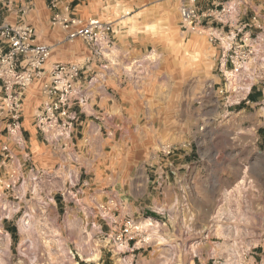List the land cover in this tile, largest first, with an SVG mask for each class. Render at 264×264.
Segmentation results:
<instances>
[{
    "label": "rangeland",
    "instance_id": "1",
    "mask_svg": "<svg viewBox=\"0 0 264 264\" xmlns=\"http://www.w3.org/2000/svg\"><path fill=\"white\" fill-rule=\"evenodd\" d=\"M34 2L37 13L39 4L43 6V0ZM46 2L50 6L49 0ZM170 3L165 2V12L161 17L176 18L181 22L182 4L177 0L172 5ZM190 4L198 7L193 2ZM90 6L94 4L91 2ZM25 7L28 5L20 7V14ZM197 9L195 27L188 33L186 45L183 41L185 38L179 35V28L178 34L165 32L167 38L173 36L175 41H163L169 56L172 55L170 60L174 61L172 77L176 98L183 99L184 93L187 97L188 89L184 90V81L186 84L190 81L191 117H124L128 131L123 137H119L118 133L114 135V132L110 134V167L104 168L98 162H95V168L92 164L80 166L77 158L67 154L66 158L70 161L67 171L57 158L48 164L49 168L41 162L37 165L39 169L32 171L29 149L16 141L21 139L18 128L10 130L9 145L7 129L1 131L5 137H0V142H7L0 145V264H110L113 260L122 264L127 250L135 242L143 245L145 252L152 251L151 245L160 242L159 236L163 233L174 241L180 251L177 264H264V129L258 128L264 125V71L253 72L259 90L257 101L245 107L250 114L244 120L248 132L241 128L234 141L229 142L230 138H227L220 120L211 119L215 116L226 117L227 109L215 100L214 89L219 88L220 83L224 86L225 90L218 91L219 102L225 101L228 94L226 84L240 91L239 79L245 69L242 67L235 71L227 56L226 65L232 70L217 76L221 64L220 58H216V43L220 41L211 40V32L204 27L208 24L206 22L214 23L210 18L214 19L217 14L205 13L215 11L217 5L214 3ZM126 11L129 10H123L121 16H128ZM7 14L6 7L2 8L0 2V21ZM85 17L95 16L87 14ZM97 17L110 20L104 13ZM260 28L250 31L253 37L250 42L252 53L245 61H251L253 50L259 48H253V44ZM147 30L155 31V28L147 27ZM227 30L228 27H224V32ZM75 40L81 41V38ZM233 49L236 47H231ZM185 50H190L189 57L184 55ZM216 65L218 68H215ZM47 80L43 78L41 85ZM213 80L218 82L215 88ZM147 90L150 93L153 91L151 88L138 90L139 113L143 111L140 100L149 95ZM2 97L0 92V101ZM201 105L208 107L201 110ZM236 108L242 110V103ZM10 120L14 122L11 117ZM43 127L46 129V125ZM214 128L219 132L214 133ZM231 144L239 151V161L245 164L244 177L239 180L225 177L216 201L190 202L181 185L164 186L170 178L173 181L178 173L177 166L188 160V156L199 160L200 154L205 160L211 156V152L226 149ZM7 147L12 150V155L4 158V153H8ZM156 151L160 153V158L171 163V166L163 168L167 171L166 178L164 175L158 178L153 172L163 162ZM182 170L181 167L179 173ZM144 172L151 174L147 192L150 191L159 202L158 206L151 205L150 198L141 195L139 181ZM132 179L134 181L129 183ZM163 189H167V196L163 194ZM81 198L86 199L89 209L104 216L97 223V228L92 227L91 230L92 224L86 226L83 221L80 230L81 220L74 217V202ZM165 201L169 206H164ZM143 204L152 208H141ZM190 213L198 216L197 222L202 224L205 233L202 237L195 235L187 243L180 227L187 219V225L193 220ZM126 218H134L139 227L146 231V236L150 238L148 243L141 241L143 236H139L130 242L129 248H122L110 240ZM99 249L102 251L100 260Z\"/></svg>",
    "mask_w": 264,
    "mask_h": 264
},
{
    "label": "crops",
    "instance_id": "2",
    "mask_svg": "<svg viewBox=\"0 0 264 264\" xmlns=\"http://www.w3.org/2000/svg\"><path fill=\"white\" fill-rule=\"evenodd\" d=\"M34 1L0 0L2 8L6 7V11H8V14L3 17L0 23L32 25L37 40L51 47L46 69L57 61L76 63L89 61L90 73L93 75L94 81L82 92L79 88L81 82L78 81L75 85L76 92L73 97L77 98L80 94L83 99L76 101L74 104L79 117L74 121L72 129H68L70 130L69 134L67 131H65V134H60L61 125L60 129L52 130H47L41 125L43 119L39 115L42 113L47 96L42 92L40 81L43 78H48L47 71L39 80L34 81L26 89L21 117L17 121L21 139L16 141L21 146L25 145L29 149L28 155L33 164L31 166L32 171L39 169L37 165L42 163L49 168L48 164L55 158L64 165L65 171H67V167L70 166V161L66 158L67 154L77 158L76 162H79L80 166L86 165L88 167L89 164H92L91 166L94 167L95 162H98L102 163L104 168L110 167L111 152L109 150L112 144L110 134L114 132V135L118 133L119 137H123L124 133L128 131V128L125 127L124 117H191L190 81L188 80L187 84L184 81V90L188 89L187 97L184 93L183 99L176 98L173 89L175 83L172 77V70L175 68L174 61L170 60L172 55L169 56L166 45L163 43V41L171 39L175 41L173 36L167 38L165 32L179 33L178 28L181 34L184 33L183 35L179 33L180 36L185 38L183 39L184 45L189 40L187 38L191 29L185 28L183 30L181 22L176 18L164 19L161 17V14L165 12V2L171 1L170 5H172L176 0H64L58 1L57 8L50 7L46 0H43V6L39 4L40 8L37 13H35L36 5ZM177 1L180 4L193 2L194 5L198 4V7L195 6L198 9L214 3L217 5L215 10L217 13L212 11L211 14H219L220 17L216 15L214 19L210 18L214 23L206 22L208 24L204 27L211 32V40L217 42L218 39L220 41V43H216V58H220L219 63L221 64L219 71L216 72L219 77L223 73L232 70L231 67L228 68L226 65V58L231 53V47H237L240 36H247L253 28L261 27V31L257 33L253 44V48H259L253 50L251 61L244 62L245 72L240 77V85H238L240 91L227 83L226 90H228V94L226 99L219 102V91L225 90V88L220 83V87L214 89L215 100L225 105L227 109L226 117L215 116L211 119L220 120L222 128L226 130L227 138H230L229 142L231 140L233 142L241 128L246 131L248 129L247 126L244 127V120L248 119L250 114L245 111V107L258 99L256 94L259 89L256 87L253 72L262 73L264 71V49L262 48L264 42V0ZM91 2L94 4L92 7L90 6ZM25 5H28V7L21 15L20 7ZM221 8H223V11L220 12L219 9ZM125 9L129 10L126 11V15H128L126 17L121 16ZM84 10H88V12L85 13ZM57 11L62 15L72 12L80 17H85L87 14L97 17L104 13L112 22L114 31L112 45L99 48L86 44L82 39L81 41L68 40L62 28L51 23V16ZM202 19L203 17L199 21ZM147 27H154L155 31H149ZM224 27H228L227 32H224ZM160 43L163 44L160 45ZM221 44H224L223 47H220ZM184 53L185 56L188 55L189 57L191 52L185 50ZM215 68H218V65ZM38 83L40 86H38ZM217 83L213 80L214 88ZM146 88H151L153 91L150 93L147 90L148 97L144 96L140 100L142 101L143 111L139 113L137 110V104L139 103L137 101L138 90ZM249 94H251L250 99ZM240 103L243 106L242 110L236 108ZM207 107L208 105H201V110ZM11 123L10 117L0 115V137H5L1 134V131L6 128L8 131L6 133L8 134V145L11 142ZM217 128L212 129L214 133L219 132ZM258 128L263 130L264 125H260ZM6 142L1 140L0 145ZM7 150L8 153H4V158L12 155V150L9 148ZM155 153L160 158V153L158 151ZM238 154V149L231 144L226 149L211 152V156L205 160L200 154L199 160L188 156V160L177 166L178 173L173 177V181L170 178V181L164 186L175 187L181 185L185 190V194L189 196L187 200L190 202L216 201L221 193L219 187L225 177L229 176L235 180L244 177L245 164L239 161ZM218 158L220 160H217ZM160 160L163 162L153 172L157 174L158 178H162V175L166 178L167 171H164L163 168L167 165L171 166V163L164 158H160ZM146 165L147 163L144 161V166ZM181 167L183 170L179 173ZM145 170H147L146 167ZM147 172L140 176L141 195L150 198L151 205L158 206L159 202L150 191L147 192L151 175ZM133 181L134 179L129 180V183ZM166 190L163 189L162 191L165 196H167ZM130 191L134 192L132 188H130ZM175 194L178 195L177 192ZM52 200L54 201V198ZM163 204L165 207L169 206L166 201ZM74 207L76 211L74 217L76 219L79 217L81 220V224H77L80 226V230L83 228V221L86 222V226L92 224V230V227L97 228V223L101 221V218H104L101 213L100 215L89 209L85 198L77 199L74 202ZM147 207L152 208L148 204L141 206V208ZM190 217H193L190 224L187 225L188 219L186 217L185 224L180 227L187 243L195 235L199 234L202 237V234L205 233L202 224L197 222L198 216L194 213ZM159 240L160 242L156 243L155 246L151 245L152 251L147 252H145L143 245L135 242L127 250L128 254L123 257L122 264H177L180 259V251L175 246L174 241L166 237L165 233L159 236ZM101 252V249H99L98 260L101 259ZM110 264L120 263L113 260Z\"/></svg>",
    "mask_w": 264,
    "mask_h": 264
},
{
    "label": "built area",
    "instance_id": "3",
    "mask_svg": "<svg viewBox=\"0 0 264 264\" xmlns=\"http://www.w3.org/2000/svg\"><path fill=\"white\" fill-rule=\"evenodd\" d=\"M50 7L57 8L58 0H49ZM26 9V7H25ZM223 11V8L219 10ZM24 10H21L23 14ZM216 12V11H214ZM211 13H205V15ZM217 16H220L217 14ZM180 18L183 28L194 29L196 10L191 4L180 6ZM51 23L59 25L68 40L81 38L88 45L99 48L110 47L113 43V27L110 20L99 17H80L74 13L60 14L58 11L51 16ZM251 34L240 36L237 50H231L228 55L235 71L243 67L245 60L251 55ZM51 54L50 45L38 41L32 25L24 23H0V115L14 119L10 130L18 128V118L21 117L23 99L26 89L39 80L47 71L48 80L42 83V92L47 96L42 113L41 124L47 130L60 129V134L70 133L78 111L74 108L80 96L74 98L75 85L78 81L80 92L94 81L90 73V62L79 64L72 61H57L46 69V63ZM143 236L141 241L148 243L150 238L146 231L139 227L134 218H126L110 240L122 248H129L130 242Z\"/></svg>",
    "mask_w": 264,
    "mask_h": 264
},
{
    "label": "trees",
    "instance_id": "4",
    "mask_svg": "<svg viewBox=\"0 0 264 264\" xmlns=\"http://www.w3.org/2000/svg\"><path fill=\"white\" fill-rule=\"evenodd\" d=\"M248 97H249V99H250V98H251V94H249V96H248Z\"/></svg>",
    "mask_w": 264,
    "mask_h": 264
},
{
    "label": "bare ground",
    "instance_id": "5",
    "mask_svg": "<svg viewBox=\"0 0 264 264\" xmlns=\"http://www.w3.org/2000/svg\"><path fill=\"white\" fill-rule=\"evenodd\" d=\"M154 231V230H153Z\"/></svg>",
    "mask_w": 264,
    "mask_h": 264
}]
</instances>
